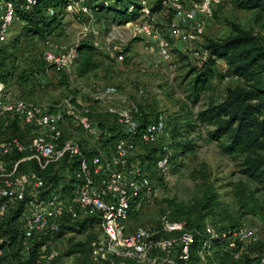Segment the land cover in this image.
Masks as SVG:
<instances>
[{
  "label": "built area",
  "instance_id": "1",
  "mask_svg": "<svg viewBox=\"0 0 264 264\" xmlns=\"http://www.w3.org/2000/svg\"><path fill=\"white\" fill-rule=\"evenodd\" d=\"M138 1V19L124 24L129 27L126 35L156 42V55L161 61L170 57V40L181 44L199 41L214 11L223 3L161 0L158 15L163 14L169 21L167 39L152 27L155 15L143 0ZM36 3L37 0H0V45L7 39L17 12H29ZM65 12L85 16L89 23L95 20L84 0H67ZM109 36L101 41L95 34L93 48L116 64L124 63L129 52L112 46L113 40L122 41V35L116 32ZM194 55L200 63L209 58L206 49ZM77 58V46L62 49L51 40L44 42L42 60L55 73L70 74ZM157 63L156 60L154 64ZM216 64L225 72L222 61L216 60ZM145 93L141 87L136 96ZM141 110L118 87L97 82L81 85L74 96L60 103L43 106L16 98L3 83L0 71V131L16 124L26 130L27 136L24 141L15 137L0 140V223L19 211L24 258H28L34 239L51 240L67 223L92 222L98 232L91 243L93 264H193V237L184 222L170 220L166 212L158 226H130L132 211L151 203L157 195L151 174L166 177L171 166L172 126L164 114L156 113L141 127ZM97 117H108L111 123L102 127ZM147 146L155 148L150 166L142 158ZM64 159L67 160L62 162ZM26 162H34L38 171H21L20 165ZM51 165L54 169L60 167L62 179L48 184L41 173ZM205 234L203 249L197 254L200 260L210 255L214 241H227L230 248L237 243L242 248L257 244L255 230L245 227H206ZM45 252L41 247L38 264L55 259L56 253ZM239 257V252L233 254L235 260ZM260 263L264 264V256Z\"/></svg>",
  "mask_w": 264,
  "mask_h": 264
},
{
  "label": "rangeland",
  "instance_id": "2",
  "mask_svg": "<svg viewBox=\"0 0 264 264\" xmlns=\"http://www.w3.org/2000/svg\"><path fill=\"white\" fill-rule=\"evenodd\" d=\"M157 0H143L147 8L153 7ZM222 6L217 8L212 19L205 26L204 33L199 41L189 44H181L170 40V57L161 61L156 55V42L152 40L131 39L126 32L129 27L121 25L112 26L111 13L99 15L97 20L89 23L88 18L81 15H69L62 13L57 19L58 24L52 31L51 40L60 48L68 49L79 46L82 42L92 44L95 34L103 41L119 32L123 39L121 42L112 41V46L128 50L129 58L126 64H116L106 54L95 55L93 61L98 68L87 74L78 72V64L74 66L67 78L62 74L54 73L53 70H45L40 77L42 65V51L44 48L43 39L39 36L25 37L24 25L17 18L15 19L7 35V39L0 45V60L3 56L8 57L7 68L13 69V81L5 83L8 91L16 98L32 100V102L51 106L62 102L69 96H74L81 85L97 82L101 85H112L127 93L142 108V112L153 116L162 113L169 124L177 130V134L187 133L183 140L191 141L192 151L184 156L177 155L171 163L169 174L163 177L152 173L153 184L156 189V197L150 204H145L139 212H133L131 216V227L136 226H158L159 220L164 213L170 215L167 201L182 205L183 210L194 212L198 203L203 200L207 186L211 185L213 193L217 195L219 206L215 210V218L235 216L238 212V205L233 198L236 187L243 188L246 192H252L254 199L261 204L264 201V194L257 192L258 186L248 177L241 173L240 160L233 156L223 155L216 143L209 142L206 138V128L196 125L195 128L185 126L187 120L192 119L200 110L204 109L210 100L219 102L224 91L228 87L240 83L237 80L227 79L216 88L213 94L202 95L198 102L192 103L189 94L188 71L191 67L198 66L200 60L194 53L205 49L208 42L224 40L231 36L235 28L249 31L264 40V13L258 11H237L230 4L223 0ZM155 15V23L152 27L162 37L168 39V20L163 14ZM139 16V15H138ZM137 16V17H138ZM138 19V18H137ZM95 33V34H94ZM16 45L14 48L13 46ZM157 60V64L154 62ZM11 61V62H10ZM218 72L223 73L219 67ZM28 82V84H26ZM25 84V85H23ZM144 87L146 93L136 96V91ZM27 98V99H26ZM111 123L108 117H103V122ZM23 133L24 140H27L26 130ZM18 136L14 130L2 134V137L11 138ZM186 136V135H184ZM20 137V136H19ZM0 136V140L3 139ZM17 138V137H16ZM180 139H177L179 141ZM207 177V179H204ZM241 215V214H240ZM213 216L203 217L201 214H191L190 221L199 223L202 228L214 227L224 228L225 225L217 222ZM263 220L251 215H244L239 219L242 227L255 230L257 246L250 248L239 247L242 258L240 262L231 261V257L222 249H210L207 257L212 264H261L260 258L264 256V214ZM184 224L185 220H182ZM63 232V231H62ZM90 234L96 237L98 232L94 228L82 234L76 232H63L56 238L48 240L45 245L46 252L56 253V260L48 264H91L89 260L81 257H66L68 241H83ZM3 239V238H2ZM1 240V239H0ZM230 257V259H229ZM199 264H207V259Z\"/></svg>",
  "mask_w": 264,
  "mask_h": 264
},
{
  "label": "trees",
  "instance_id": "3",
  "mask_svg": "<svg viewBox=\"0 0 264 264\" xmlns=\"http://www.w3.org/2000/svg\"><path fill=\"white\" fill-rule=\"evenodd\" d=\"M224 1L228 2L237 11H258L264 13V0ZM66 2L67 0H37L36 5L31 11L17 12L16 17L24 25L23 30L26 31L24 38L39 36L43 39V43L46 40H51L52 31L58 24L57 19L62 16V13H66ZM84 2L90 8L96 20L101 14L111 13L113 20V24L111 25H121L122 23L135 21L139 15L140 3L138 0H84ZM161 9V0H157L153 7L150 8V11L158 13ZM13 47L15 48L16 45ZM205 49L209 52L207 61L200 63L198 66L191 67L187 74L188 77L192 78L189 82V96L192 99V103L198 102L202 95L213 94L216 88L227 77H236L240 83L228 87L219 102L210 100L204 109L200 110L192 119L186 121L185 126L191 129L195 128L196 125L205 127L207 140L216 143L223 155L238 158L240 160L241 173L258 186L256 188L257 192L264 194V40L249 31L235 28L231 36L216 42L210 41L205 46ZM0 51L2 52V50ZM127 51L124 50V53H127ZM77 52L78 58L75 66L78 64V72L80 74H87L98 68L93 58L99 52L93 48L90 42L80 43L77 46ZM8 60L7 56H3V59L0 60L1 79L4 84L9 81L12 82L14 78L13 68L11 66L7 68ZM216 60L222 61L225 64V72H218ZM41 61L42 72L39 78L43 77L45 70L50 69L46 67L42 59ZM126 63L127 60L122 64ZM57 74H62L67 78V74ZM26 101L32 102L30 99ZM142 111L140 122L142 124L141 127H144L150 116ZM97 119L100 121V126L104 127L106 122H103V117H97ZM9 130L17 132L18 136L16 137L23 141L21 137L25 136H23L25 132L16 124L5 131H0L1 138H3L2 134ZM176 131L172 126V142L170 145L172 151L170 157L171 163L177 155L184 156L191 152L193 148L191 141L183 140L188 134H177ZM177 139L180 140L177 141ZM143 149L142 158L148 160L150 166L154 158L155 148L147 146ZM65 160L67 159H64L62 162H65ZM72 165L74 167L76 162L73 161ZM20 170L36 172L38 168L34 162H26L20 165ZM59 170L60 167L54 169V166L51 165L41 173V176L48 184L56 183L62 179V176L58 173ZM204 179H207V177ZM253 195L252 192H246L245 189L236 187L233 192V198L237 202V209L240 213L237 217L226 216L224 218H218V216L215 218V210L219 206V203L211 185L207 186L203 200L197 204L199 206L194 212H190V210L185 211L182 205L167 201V206L170 209V220L179 222L185 220L186 230L192 234L193 243L190 246L191 263L199 264L202 261L197 254L203 249V242L206 240L205 229L199 223L190 221L191 214L199 215L202 213L203 217L213 216L215 219H218L217 222L225 225L224 228L215 229H237L242 227L239 219L244 215H251L263 220L264 201L259 204ZM143 206L138 210L132 211V213L135 211L136 213L139 212ZM132 213L129 219L130 226ZM18 215L19 211L7 217L3 223H0V264H38L40 248L50 238L42 237L34 239L28 258H24L21 254L23 238L21 236L20 224L17 221ZM91 228H93L92 222L67 223L61 226L60 231L54 238L64 231L82 234ZM94 240L95 236L92 234L87 236L83 241L73 242V239H70L65 256L81 257L93 264L90 260V254L91 243ZM257 245H255L257 249L262 247ZM239 247L241 246L237 243L235 247L230 248L227 241H214L211 244V249H222L224 253L231 257L229 259L234 262L242 260L241 256L236 260L233 258V254L239 252ZM205 259H207V264H212L206 256ZM55 260L56 258L52 262Z\"/></svg>",
  "mask_w": 264,
  "mask_h": 264
}]
</instances>
